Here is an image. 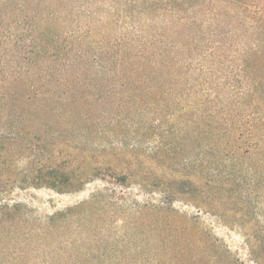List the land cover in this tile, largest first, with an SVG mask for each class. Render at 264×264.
<instances>
[{
    "label": "rangeland",
    "instance_id": "obj_1",
    "mask_svg": "<svg viewBox=\"0 0 264 264\" xmlns=\"http://www.w3.org/2000/svg\"><path fill=\"white\" fill-rule=\"evenodd\" d=\"M193 9L180 77L151 90L24 105L0 75V264H264V0ZM4 14L7 64L28 34ZM30 163L69 181L33 186Z\"/></svg>",
    "mask_w": 264,
    "mask_h": 264
},
{
    "label": "trees",
    "instance_id": "obj_2",
    "mask_svg": "<svg viewBox=\"0 0 264 264\" xmlns=\"http://www.w3.org/2000/svg\"><path fill=\"white\" fill-rule=\"evenodd\" d=\"M199 1L203 2L0 0L4 7L0 10L9 14L1 15V20L5 22L11 16L21 18L27 27L23 31L28 34L25 48L13 53L7 64L0 61V75L9 77L6 84L14 90L15 101L24 105L39 93L46 96L43 94L47 90L42 91L49 89L51 84L55 97L84 93L91 85L93 90L100 91L103 84L96 87L95 83L108 79L116 81L127 93L144 90L141 82L149 84L163 76L167 81L179 76L176 75L177 66L184 59L187 41L186 25H178L185 14L190 15L185 20L196 19L193 7ZM174 15L177 18H167ZM12 25L9 23V27ZM9 36L13 38L15 33L11 31ZM190 46L192 51H200L199 46ZM14 59L17 63H13ZM15 107L19 108L20 104ZM55 110L53 107L52 111ZM30 165L32 174L28 179L33 186L56 188L69 181L52 166ZM52 222L53 219L48 220L50 225Z\"/></svg>",
    "mask_w": 264,
    "mask_h": 264
}]
</instances>
